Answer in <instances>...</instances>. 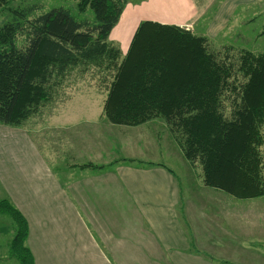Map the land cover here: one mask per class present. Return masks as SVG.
Returning a JSON list of instances; mask_svg holds the SVG:
<instances>
[{
  "label": "trees",
  "instance_id": "obj_1",
  "mask_svg": "<svg viewBox=\"0 0 264 264\" xmlns=\"http://www.w3.org/2000/svg\"><path fill=\"white\" fill-rule=\"evenodd\" d=\"M127 2L79 0V13L91 11L93 19L78 20L64 7L31 21L16 13L0 30V124L20 127L37 115L74 71H113L108 86L98 85L107 91L103 114L109 123L138 127L164 118L186 160L200 164L204 185L237 199L264 197V54H249L236 69L211 56L203 37L146 21L119 63L121 50L110 35ZM5 3L0 0V7ZM0 214L15 221L10 257L36 264L26 245V217L7 200Z\"/></svg>",
  "mask_w": 264,
  "mask_h": 264
},
{
  "label": "rangeland",
  "instance_id": "obj_2",
  "mask_svg": "<svg viewBox=\"0 0 264 264\" xmlns=\"http://www.w3.org/2000/svg\"><path fill=\"white\" fill-rule=\"evenodd\" d=\"M127 1L136 2L140 0ZM6 2L5 5L0 7V30L7 24L14 22L16 13H23L26 19L31 21L55 8L64 7L70 10L78 20L87 17L93 19L94 17L91 11H88L85 15L79 13L77 10L79 0H6ZM162 5L163 15H150L152 18L156 20L165 18L164 20H167V22L174 21L176 24L166 23V25L178 26L191 31L195 36L203 37L211 56L226 64L233 63L236 69H240L242 60L247 59L249 54H263L256 51L264 49V35L262 34L264 31V14L261 15L262 18H258L256 13L248 8L241 7V4H202L206 7L205 10L203 8V10H200L203 14L200 12L194 13L193 10H188L182 4ZM127 6L128 4L124 9L125 12ZM238 6L240 7L237 8ZM257 6L259 11L256 12L259 13L263 10L264 4H258ZM236 8L238 10L235 11ZM124 11L120 18L121 23L124 19ZM149 11L146 14H149ZM18 45L20 49L25 47L24 38H19ZM115 46L121 50V58L119 59V63H121L130 47H126L122 51L118 44ZM78 71L68 75L57 92L53 94L51 101L44 105L36 116L30 118L20 127L0 124V148L3 147V150L6 148L8 151L0 153V202L7 200L28 219L29 237L26 245L31 249L36 264H80L78 263V246L67 250H65V247L60 246L61 241L66 245L68 239L72 237L70 235L64 237L66 230H74V233H76V236L72 237L74 244L78 240V201H67L60 197L62 187H65L66 181L62 172L57 168L65 163L72 164L69 168L78 164L76 167L81 169H101L100 166L103 167L104 165L99 161H96V165L90 162L83 164L82 162L85 159L82 154L84 151L79 152L80 156L58 155L57 153L60 143L65 142V139L73 135L75 130L54 129L51 122L55 123L57 121L62 123L63 126L72 125L75 127L74 125L78 124L80 122L79 118L82 117L78 116V112L85 113L82 108L85 106V102H89L88 99L91 98L97 102L95 108L103 103L107 91L102 92L98 85H101L102 82L103 86H106L105 84L108 86L113 80V71L108 72L96 68H92L87 74H79ZM237 78L239 82L245 83L241 76L237 75ZM227 96L229 97V94ZM234 99L235 97H230L229 102L235 101ZM231 112L232 108H228L226 113L229 116ZM103 116L106 119L104 114ZM163 119L158 117L150 121L151 125H147L149 127L142 126L137 129L115 126L109 123L111 127L119 130L128 128L126 133H122V135L117 132L111 134L110 132L98 131V136L113 141L112 148L115 152V158L112 170L115 171L117 165L124 161L142 168L156 165L166 166L174 173L181 186L180 205L182 208L192 210L195 219L199 221V225H205L201 221L206 220L208 226L217 230L215 231L219 234L216 240L217 244H231V241L240 231L235 233L230 219L235 216L234 220L244 226L246 222V228L255 225L257 221H247L248 217L245 214L248 216L250 211H254L255 209H251L252 206L259 204L258 202H264V197L239 200L221 190L204 185L203 170L199 167L200 164L196 163L198 166L194 167L192 163L186 160L181 147L173 139ZM106 122H108L107 119ZM80 130H82V127H80ZM262 133L264 135V128ZM159 135L162 136L161 141L158 140ZM76 136L80 137L79 129ZM134 138L146 139L145 144L140 146L134 143ZM146 149L150 153L147 151L145 153L144 150ZM132 150L135 152L132 153ZM261 154L264 178V146L261 149ZM127 155L138 157L148 155L150 159L146 161V158L142 160L127 159ZM123 158L126 159L121 161ZM136 161H141L142 164ZM55 168L58 176L54 174ZM80 171L78 169L77 174ZM69 175L70 173L67 171L70 183H73L78 176L72 173L70 180ZM58 179L63 186L58 182ZM46 182L54 184L48 186ZM75 183H73L71 189L75 187ZM78 186L81 188L80 184ZM72 192L76 193V190ZM206 192L222 194L220 196L225 197V202L218 204L215 201L216 198L207 196ZM49 195H51V198L48 197ZM108 196L109 199L105 204L106 214H104V218L99 219H104L108 232L114 231L111 238L117 239L112 244L117 248L115 252L119 253V256L123 254L129 256L124 259L128 261L124 264H171L156 238L146 228H144L146 231L140 229L142 226L139 223L138 226L133 225L138 220L133 214L134 205H130L127 200L125 201L122 194L116 193L115 190L111 191L110 189ZM214 204L231 207L229 209L232 212L231 216L229 212L225 213L222 210L219 212L218 209L213 207ZM101 205L104 206V202ZM240 209L243 212V217L238 213ZM127 216L130 217L131 233H119L121 230H126L123 227L128 223ZM216 216H219V218ZM186 218L192 222V217L186 216ZM217 220L221 222L216 224ZM126 227L128 228L127 224ZM15 232V221L7 215L0 214V253H3V257L0 256V264H19L16 259L9 260L6 255L9 250L11 252L8 246L13 240ZM211 233L210 237L213 238L215 234ZM257 235H264L263 230H258ZM191 238L194 241L192 236ZM193 241H191L193 248L197 249ZM236 241L239 240L236 239ZM206 242L208 243L207 238ZM209 243L215 244L213 240ZM240 244L239 242L238 247ZM228 251L226 253L233 254V249ZM236 251L241 252L240 249H236L234 252ZM220 253L218 259L221 258L222 253ZM238 255L244 257V254ZM54 256L62 262L53 259ZM232 259L234 260V257ZM118 260L123 259L110 257L109 264H116L113 262ZM101 261L102 264H108L107 260L102 259ZM235 263H241V261L237 259Z\"/></svg>",
  "mask_w": 264,
  "mask_h": 264
},
{
  "label": "crops",
  "instance_id": "obj_3",
  "mask_svg": "<svg viewBox=\"0 0 264 264\" xmlns=\"http://www.w3.org/2000/svg\"><path fill=\"white\" fill-rule=\"evenodd\" d=\"M263 2L264 0L128 1L126 12L124 11L125 13L123 15L124 19L122 23L119 21L118 25L111 32L110 41L118 44L123 51L124 48L130 47L133 36L141 22L151 21L164 25H166V23L176 24L174 21L167 22V20H164L165 18L156 20L151 17L158 14L161 16L163 15L162 4H182L183 7L188 10H193L194 13L206 9L205 5L202 4H241V7L250 9V11L257 14L258 18H262L261 15L264 14V8L259 13L256 11H259L257 5L264 4ZM239 7L240 6L237 8ZM237 8L235 11L238 10ZM148 10H150L149 14H146ZM200 13L203 14V12ZM262 34L264 35V31ZM256 52L264 54V49H258ZM88 101L89 102H85V106L82 108V111H85V113L78 112V116L82 117L79 118L80 122L74 125L75 127L72 125L63 126L62 123L57 121L55 122L57 125L53 121L51 122L54 129L75 130V133L68 136L65 139V142L60 143L57 151L58 155L64 154L69 156L71 154L80 156L79 152L84 151L82 154L85 159L82 162L83 164L85 162H90L96 165V161L104 164L103 167L100 166L101 169H81L76 167L78 164L69 168V166L72 165L71 163H65L57 168L62 172L66 181L65 187H62L60 197L67 201H78V240L74 244L72 237H75L76 233H74V230H66L64 237L66 238L69 235L72 237L68 239L66 245L61 241L60 246L65 247V250L78 246V263L102 264L101 260L103 259L107 260L109 264L110 257L123 259L113 262L116 264H124L128 262L124 259L129 256H125V254L119 256V253L115 252V249L117 248L112 246L117 240L111 238V235L113 234L112 232L114 231L108 232L106 230L104 219H99L104 218V214H106L105 204L109 199L108 193L111 189V191L115 190L118 194L121 193L125 201L127 200L132 206L134 205L133 214L138 220L136 223H133V225L138 226L139 223L142 226L140 229L146 231L144 229L146 228L156 238L171 264H264V235H257L258 230L260 229L264 232V202H258L259 204L252 206L251 209L255 210L250 211L248 216L244 213L245 216L248 217L247 221H257L255 225L246 228V222L245 226L241 225L234 220V216L230 219L232 227L235 229V233L238 231L240 232H238L234 237V240L231 241L233 244H217L216 240L219 237L218 232H215L217 230L208 226L206 220L201 221V223H205V225H199V221L195 219L193 211L184 209L180 205L181 186L177 177L166 166L156 165L142 168L140 166L125 163L124 161L117 165L115 171L112 170L115 158V152L112 148L113 141L98 136V131L110 132L111 134L117 132L119 135H122V133H126V129L128 128L119 130L111 127L109 122H106V119L103 116V103L99 104L98 108H95L97 102L91 98L88 99ZM76 119H78V117H76ZM81 122L83 123L80 124ZM147 125H151L150 122L132 128L137 129L142 126L149 127ZM80 127H82V130H80ZM78 129L80 137L76 136ZM161 139L162 136L159 135L158 140L161 141ZM145 141L146 139L141 140L140 138H134V143L140 146L144 145ZM5 151L8 152L6 148L5 150H3V147L0 148V153H6ZM146 151L150 153L148 149L144 150L145 153ZM134 152L135 151L132 150V153ZM148 157V155H142L140 157L136 155H127V159L142 160L143 158H146L145 161L150 159V157ZM124 159L126 158L121 159V161ZM151 163L153 162L151 161ZM75 168L81 170L79 174H77L78 169ZM67 171L70 175H72V173H75V176L78 175L73 182H76L73 189H71L73 183L69 182ZM54 174L58 176L56 168ZM58 182L63 186L60 180ZM46 183L48 186L54 184ZM78 184H80L81 188ZM73 190H76V193L72 192ZM206 193L207 196L215 197V201H217L218 204L225 202V197L220 196L222 194L217 192ZM48 197L51 198V195ZM103 202L104 206L101 205ZM213 207L218 209L219 212L222 210L225 213L229 212L230 216L232 214L229 210L231 207H227L226 205L214 204ZM219 212L217 213L220 214ZM238 213L243 217L241 209L238 210ZM186 216L192 217V222L189 221ZM216 217L219 218V216ZM127 219L128 223L126 224L128 225V228L125 224L123 229L126 230H121L119 233H131L130 217L127 216ZM217 222L220 223L221 221L217 220L216 224ZM210 233L215 234V236L211 238ZM191 236L194 238V241ZM206 238L208 239V243L206 242ZM236 239L239 241H236ZM211 240H213L215 244H210L209 241ZM191 241H193L197 249L193 248ZM239 242L241 244L238 247ZM210 245L212 246L210 247ZM244 248L248 249L244 250ZM229 249H233V254L226 253V251L229 252ZM234 249H240L241 252H234ZM220 251L222 255L221 258L218 259ZM8 253H6L8 259L14 260L13 257H10V251H8ZM2 254L3 253H0L1 257H3ZM238 254H244V257H241ZM232 257H234V260ZM53 259H57L56 261L60 263L62 262L59 261L58 257L54 256ZM237 259H239L241 263H235Z\"/></svg>",
  "mask_w": 264,
  "mask_h": 264
}]
</instances>
